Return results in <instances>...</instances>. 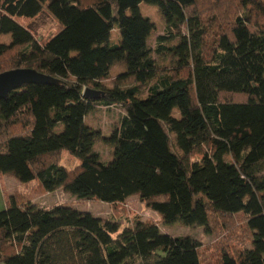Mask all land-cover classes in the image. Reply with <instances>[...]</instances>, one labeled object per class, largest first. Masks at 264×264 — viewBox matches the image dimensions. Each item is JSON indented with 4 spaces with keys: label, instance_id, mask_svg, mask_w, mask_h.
Returning <instances> with one entry per match:
<instances>
[{
    "label": "trees",
    "instance_id": "trees-1",
    "mask_svg": "<svg viewBox=\"0 0 264 264\" xmlns=\"http://www.w3.org/2000/svg\"><path fill=\"white\" fill-rule=\"evenodd\" d=\"M144 1L166 19L155 48ZM237 1L229 30L219 32V18L232 11L218 12L233 0H213L211 17L206 0H0V37L11 35L9 44L0 42V73L29 67L52 78L0 98V176L14 172L23 187L34 184V194L63 187L78 200L114 207L139 194L165 223L207 231L212 213L243 214L251 246L236 256L225 251L219 264H264V0ZM44 8L60 28L39 40L21 20ZM14 49L5 68L2 59ZM154 50L174 52L178 64L160 69ZM118 61L126 70L107 88L102 82ZM86 87L105 94L87 98ZM96 104L126 109L109 137L115 147L109 162L93 150L101 132L85 121ZM65 151L80 163L63 165ZM7 199L0 263L202 264L199 241L162 233L154 221L121 229L70 205L39 207L23 190Z\"/></svg>",
    "mask_w": 264,
    "mask_h": 264
},
{
    "label": "rangeland",
    "instance_id": "rangeland-1",
    "mask_svg": "<svg viewBox=\"0 0 264 264\" xmlns=\"http://www.w3.org/2000/svg\"><path fill=\"white\" fill-rule=\"evenodd\" d=\"M85 1L89 2L91 0ZM212 5L213 0H206L204 11L209 17L214 13ZM229 6L232 11L231 17L226 20L219 18L216 23L219 32H222L226 28L229 30L233 18L236 15L235 13L240 10L238 1L235 3V0H233L231 4L226 2V9L223 8L218 12L220 17L227 14ZM140 8L142 13L148 16L155 24V29L148 39L149 46L155 48L157 36L165 31L166 19L158 6L151 5L147 1L142 2ZM21 22L29 27L39 40L48 39L60 28L59 22L47 8H44L36 17L22 19ZM112 32L111 35L114 41L117 39L118 35L119 40L121 39L120 30L117 26ZM213 38L214 37L210 35L208 39L209 42H211ZM0 42L9 44L11 42V35H1ZM179 42L180 39L176 38L170 41L168 46H176ZM13 54H16V49L12 51V54L2 59L5 68H10L11 63L8 62ZM152 56L160 69H169L178 64V56L172 51L158 53L154 50ZM123 70H126L125 61L114 63L108 77L103 80L102 84L107 88L112 87L117 75ZM147 93L148 91L144 90L140 92L139 96L146 97ZM125 114L126 109L121 104L109 106L96 104L86 116V124L101 132V136L96 140L93 150L99 153L101 159L105 162H109L114 156L115 147L109 141V137L114 129L120 125L121 119ZM173 114L175 117L180 118V113L177 109L173 111ZM60 128L61 126L57 131L60 130ZM172 139L175 151L182 155V151L178 148L174 135H172ZM193 158L200 160L202 155H194ZM61 160L62 164L69 168H73L80 163V160L69 154L68 151L63 152ZM22 185V182L14 172H7L0 176V211L5 210L7 207L8 194L12 195L16 191L23 190V192L28 193L32 202L39 207L52 209L57 205H70L82 212H89L96 217L117 221L121 229L134 227L137 221H154L159 224L162 233L172 236H190L199 241L201 244L200 254L202 264H219L221 255L225 251L236 256L241 249L251 246V235L246 227V217L243 214L227 216L212 213L210 217V230L207 231L204 226H187L180 221L173 224L165 223L163 216L148 206L147 203L140 198L139 194L131 195L125 201L118 204L117 207H114L108 202L78 200L63 187L53 192L39 195L33 192L34 184H24L26 185L25 187Z\"/></svg>",
    "mask_w": 264,
    "mask_h": 264
},
{
    "label": "water",
    "instance_id": "water-1",
    "mask_svg": "<svg viewBox=\"0 0 264 264\" xmlns=\"http://www.w3.org/2000/svg\"><path fill=\"white\" fill-rule=\"evenodd\" d=\"M51 77L29 67H19L0 73V98L6 97L10 91L25 83L49 82ZM105 92L100 89L86 87L83 95L90 99H99Z\"/></svg>",
    "mask_w": 264,
    "mask_h": 264
},
{
    "label": "crops",
    "instance_id": "crops-1",
    "mask_svg": "<svg viewBox=\"0 0 264 264\" xmlns=\"http://www.w3.org/2000/svg\"><path fill=\"white\" fill-rule=\"evenodd\" d=\"M114 30H115V28H114ZM114 30H113V31H114ZM112 33H113V32H112ZM111 39H112L113 42L117 43V42L119 41V35L117 36V39H116L115 41L113 40L112 35H111ZM123 71H125V70H123ZM123 71H121V72H123ZM121 72H119V73H121Z\"/></svg>",
    "mask_w": 264,
    "mask_h": 264
}]
</instances>
